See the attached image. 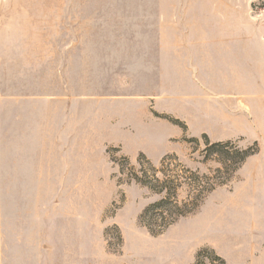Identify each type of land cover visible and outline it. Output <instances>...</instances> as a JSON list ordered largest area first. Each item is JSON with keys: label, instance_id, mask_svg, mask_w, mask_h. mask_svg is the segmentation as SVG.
<instances>
[{"label": "rangeland", "instance_id": "1", "mask_svg": "<svg viewBox=\"0 0 264 264\" xmlns=\"http://www.w3.org/2000/svg\"><path fill=\"white\" fill-rule=\"evenodd\" d=\"M198 49L216 51L213 104ZM204 136L257 153L151 235L139 217L158 197L118 164L177 156L214 175ZM203 250L264 264V0H0V264H196Z\"/></svg>", "mask_w": 264, "mask_h": 264}, {"label": "trees", "instance_id": "2", "mask_svg": "<svg viewBox=\"0 0 264 264\" xmlns=\"http://www.w3.org/2000/svg\"><path fill=\"white\" fill-rule=\"evenodd\" d=\"M203 138L205 162L214 161L219 165L214 175L199 174L190 170L177 156L165 157L158 167L143 154L138 158L137 168H129L130 163L126 158L123 159L125 164H118L119 173L127 176L128 183L134 182L158 197L139 217L140 224L151 235L163 234L180 219L198 210L217 187L229 182L233 174L257 153L254 148L242 150L232 142L210 143L205 136ZM190 142L199 143L197 139ZM181 194H184V197H181ZM206 253L207 251L203 250L198 254L196 264H205V261L210 259ZM217 259L221 264H225L221 258Z\"/></svg>", "mask_w": 264, "mask_h": 264}, {"label": "crops", "instance_id": "3", "mask_svg": "<svg viewBox=\"0 0 264 264\" xmlns=\"http://www.w3.org/2000/svg\"><path fill=\"white\" fill-rule=\"evenodd\" d=\"M192 42L194 43L193 46H197L199 48L216 46V43H217L216 40H202V39L192 40ZM192 54H197L196 56H194V55L189 56V58H191L192 61L195 60V58H197L198 62L201 61V58L205 60L202 68L206 71V73H209L210 78H211V81L209 82V84H207V87L205 86V88H206L205 91L207 94H210L212 96L209 100L213 104L216 102L215 100H217L216 94L218 93V92H215V89H214L215 81L217 78L216 70H218V65H216V51L215 50L198 49V50H196V53L193 51ZM200 67H201V65H200ZM188 69H190V67ZM199 69H201V68H199ZM198 89L200 90V91H198L199 93L202 92V89L200 86H198ZM150 138H148V141L145 142L146 144L152 143V140ZM135 140L143 141V139L139 136H136ZM139 149L144 150L145 152L148 153V151L146 149H143V148H139Z\"/></svg>", "mask_w": 264, "mask_h": 264}]
</instances>
